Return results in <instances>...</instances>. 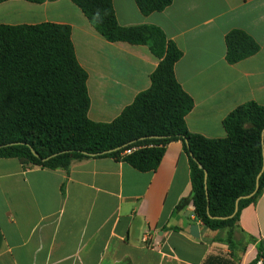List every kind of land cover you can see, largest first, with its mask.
<instances>
[{"label": "crops", "instance_id": "obj_1", "mask_svg": "<svg viewBox=\"0 0 264 264\" xmlns=\"http://www.w3.org/2000/svg\"><path fill=\"white\" fill-rule=\"evenodd\" d=\"M121 26L154 25L183 52L175 65L194 100L186 116L193 134L227 136L224 119L240 105H264V0H174L144 15L135 0H114ZM54 23L71 28L88 73L89 118L110 123L151 87L158 67L148 46L107 41L71 0L0 2V25ZM251 35L260 51L228 63L225 37ZM188 154L166 147L155 171L140 172L112 158L75 162L68 170L25 167L0 158V264H250L264 245V192L246 207L239 228L252 240L230 249L196 219ZM198 225L199 238L191 235ZM237 233V238H240ZM147 240V241H146ZM257 264H262L259 261Z\"/></svg>", "mask_w": 264, "mask_h": 264}, {"label": "trees", "instance_id": "obj_2", "mask_svg": "<svg viewBox=\"0 0 264 264\" xmlns=\"http://www.w3.org/2000/svg\"><path fill=\"white\" fill-rule=\"evenodd\" d=\"M71 1L107 41L149 47L160 60L151 75V87L112 122H94L88 116V73L78 62L71 28L54 23L0 25V158H16L25 167L51 170H68L84 159L112 158L150 172L159 167L167 145L181 141L190 160L192 195L180 208L192 201L198 221L217 232L219 240H224L226 232L224 241L230 249L245 250L252 239L238 222L242 211L262 196L264 172L259 190L241 199L237 214L230 216L236 201L255 191L262 171L264 105L249 102L233 110L223 122L224 139L191 133L186 116L194 100L175 75V65L183 56L176 43L154 25L121 26L114 0ZM135 1L142 14L150 15L164 11L174 0ZM225 41L230 64L260 51L259 43L244 30L230 31ZM259 261L264 264L263 243L250 264Z\"/></svg>", "mask_w": 264, "mask_h": 264}, {"label": "water", "instance_id": "obj_3", "mask_svg": "<svg viewBox=\"0 0 264 264\" xmlns=\"http://www.w3.org/2000/svg\"><path fill=\"white\" fill-rule=\"evenodd\" d=\"M262 146H263V158H264V129H263V132H262ZM0 148H1V147H0ZM30 148H31L33 154H34L36 157H38V154L36 153V151H35L32 147H30ZM112 151H113V150H111V151H106V152H104V154L109 153V152H112ZM84 154L88 155V153H84ZM54 156H55V155H54ZM91 156H92V157H95V155H91ZM51 157H53V156H51ZM51 157L44 159V161L49 160ZM199 167L202 168L201 165H199ZM263 172H264V163H263L262 171L260 172V174H259L258 177H257V184H256V189H255V191H254L252 194H250V195H248V196L241 197V198H239V199L236 201L235 211H234V213L230 216L231 218L234 217V216L237 214V212H238V210H239V202H240V200H241V199H247V198H251V197H253V196L255 195V193L259 190V180H260V177H261V175H262ZM207 178H208V173H207V171H205V189H206V194H207V198H208V192H207ZM210 217L213 218L212 216H210ZM191 235H192L193 237H195V238H199V237H200V234H199V227H198V225H193V226L191 227Z\"/></svg>", "mask_w": 264, "mask_h": 264}, {"label": "built area", "instance_id": "obj_4", "mask_svg": "<svg viewBox=\"0 0 264 264\" xmlns=\"http://www.w3.org/2000/svg\"><path fill=\"white\" fill-rule=\"evenodd\" d=\"M126 153H127V154L131 153V150H128ZM146 241H147V240H146Z\"/></svg>", "mask_w": 264, "mask_h": 264}]
</instances>
